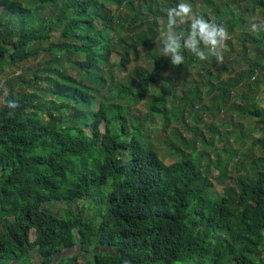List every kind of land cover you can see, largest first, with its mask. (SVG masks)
<instances>
[{"label": "trees", "instance_id": "trees-1", "mask_svg": "<svg viewBox=\"0 0 264 264\" xmlns=\"http://www.w3.org/2000/svg\"><path fill=\"white\" fill-rule=\"evenodd\" d=\"M218 1L206 0L199 12L186 0L234 38L242 35L240 60L226 42L223 63L185 51V64L173 66L160 54L158 21L180 0H31L34 10L23 0H0V76L36 59L39 46L51 56L37 70L50 77L36 76L29 91L6 81L4 100L19 107L12 116L0 107V264H264L263 169L253 167V180H239L215 200L210 174L214 168L226 176L223 162L212 164L194 150L196 140L185 144L173 130L185 152L194 151L167 166L148 135L159 119L165 130L184 127L203 141L187 125V109L203 111L209 98L212 112H221L232 92L253 94L264 84V32H236L246 27L245 16L264 18V0ZM51 33L59 34L56 44ZM249 52L257 56L252 62L243 56ZM131 54L144 55L149 70L115 85V69L128 66ZM184 67L197 79L186 81L183 107H172L177 81L170 74L181 78ZM225 74L234 76L222 83ZM37 80L47 88L39 90ZM129 106L144 108L132 113ZM231 110L264 128V109L251 103ZM88 199L101 210L96 220H84L82 209L61 217L52 211L53 204Z\"/></svg>", "mask_w": 264, "mask_h": 264}, {"label": "rangeland", "instance_id": "rangeland-1", "mask_svg": "<svg viewBox=\"0 0 264 264\" xmlns=\"http://www.w3.org/2000/svg\"><path fill=\"white\" fill-rule=\"evenodd\" d=\"M24 5L31 10H34L38 4H34L31 0H23ZM196 5L197 11H206V0H192ZM232 0H224L222 4L229 3ZM240 1V0H235ZM243 1V0H242ZM211 5H217L221 3L218 0H209ZM244 7V5H243ZM233 8V6H231ZM236 8V7H234ZM4 8L0 7V15ZM46 15L49 17V14H52L50 8H46L44 11ZM237 13V10L235 9ZM248 18V16H245ZM5 21H8L7 16L4 17ZM54 18V16H53ZM257 19L264 18L260 17L256 14ZM246 22V19H244ZM188 26H183V29ZM248 30L247 27L241 28V30H236L238 33ZM246 34V33H245ZM58 33H51L50 44H56L58 42ZM231 36V39L228 40L232 47V58L234 60H240L238 58V53L242 51V44L238 41L241 40L242 35L239 34L235 38ZM242 41V40H241ZM160 45V42H159ZM38 46V45H37ZM39 55L36 59H30L21 64L10 65L4 75L0 76V106L3 104V100L5 99V95L9 89V86L6 84V81L12 82L16 86V92H21L22 90H28L29 81H35L36 76L42 75L50 77V75L41 74V71H37L39 69H43L48 67L46 64L47 60L51 58L50 54L46 51L47 46H39ZM142 48H137V52L142 54ZM229 49H223V57L226 56ZM60 55V53H58ZM247 61H254L257 56L254 53H246L243 54ZM131 63L117 70L113 74L114 83L116 84H127L128 81L135 79L137 72H145L149 70L150 65L147 64L145 56H135L131 54ZM115 59H119L115 57ZM245 64V63H244ZM241 66V70L237 72H241L246 70V66ZM69 65L64 64L61 67L67 69ZM70 75H74L75 73L72 70H68ZM234 75L225 74L221 78V82L225 83ZM170 77L177 81V87L175 88V98L172 99L171 106H179L180 108L184 105V100L186 98V92L189 89V83L186 81L196 80L197 73L193 71L190 67L183 68V77L179 78L174 74H170ZM183 80V81H181ZM185 80V81H184ZM39 83V90L46 89V83L44 81ZM108 84L110 81L108 79ZM256 91L251 94L249 91L242 88V91H235L231 93V99L228 104V107L221 112H212L213 102L209 98H205L204 104L199 107L194 113H189V109L186 111V123L193 130L198 129L203 136L204 139L196 138L194 132L187 131L184 127H174L171 126L169 129H164L162 120H155L153 124H155V128H151L149 138L150 143L153 144V147L156 149L159 154L161 160L165 165L170 166L176 162H178L182 158V153H186L183 147L182 139L174 135L173 130H178L179 134L184 138L185 144L191 143L196 140L195 149L202 155H209L212 164H216L217 161L223 162L227 166L226 176L222 178L220 171L216 169H212L210 178L214 184V189L211 190L210 194L215 200H221L223 198L224 193L228 189L235 188L237 186V182L242 179H251L253 180V167H258V169H263L264 171V128H262L261 124L258 123V119H252V117H247L241 114L238 111H232L231 107L234 104L237 106H241L245 108L247 104H253L256 108L264 109V84L260 87H253ZM32 90V89H31ZM219 93L215 91L214 96H217ZM40 98L42 99H50L47 94H40ZM101 101L98 98L97 103ZM98 108V105H97ZM130 111L135 113L143 109L140 106H129ZM134 110V111H133ZM214 132H217L214 134ZM219 133V134H218ZM194 150L188 151L186 154H191ZM195 158V156H193ZM207 161L206 158H204ZM203 166L205 163L202 164ZM82 209L84 211L83 218L84 220H96V215L100 213V208L96 207L92 202L88 200L79 202L76 204H72L70 206L63 205L60 203L53 204L52 211L58 217H61L66 211H71L73 213H77L78 210ZM82 258H85L82 255ZM35 259L33 262L36 263ZM18 264V263H16ZM39 264V263H38Z\"/></svg>", "mask_w": 264, "mask_h": 264}, {"label": "clouds", "instance_id": "clouds-1", "mask_svg": "<svg viewBox=\"0 0 264 264\" xmlns=\"http://www.w3.org/2000/svg\"><path fill=\"white\" fill-rule=\"evenodd\" d=\"M158 23L159 42L162 45L160 54L168 57L173 66L185 64V51L190 52L199 61L215 57L217 63H223V49L231 39L224 23L205 18L186 0H180L175 6L167 8ZM185 25L188 26L187 31H179ZM246 27L252 33L264 32V21L250 16L246 18ZM3 103L9 109L10 116L14 115V110L19 107L15 100H3ZM124 264L129 262L125 260Z\"/></svg>", "mask_w": 264, "mask_h": 264}, {"label": "water", "instance_id": "water-1", "mask_svg": "<svg viewBox=\"0 0 264 264\" xmlns=\"http://www.w3.org/2000/svg\"><path fill=\"white\" fill-rule=\"evenodd\" d=\"M74 233L76 234V231H74ZM78 252H80L81 251V249L79 248V247H77V249H76ZM64 254H66V253H64ZM58 262H59V259H56L55 261H54V263L53 264H58Z\"/></svg>", "mask_w": 264, "mask_h": 264}, {"label": "flooded vegetation", "instance_id": "flooded-vegetation-1", "mask_svg": "<svg viewBox=\"0 0 264 264\" xmlns=\"http://www.w3.org/2000/svg\"><path fill=\"white\" fill-rule=\"evenodd\" d=\"M38 263L40 264V260L39 259L36 260V263L35 264H38Z\"/></svg>", "mask_w": 264, "mask_h": 264}, {"label": "crops", "instance_id": "crops-1", "mask_svg": "<svg viewBox=\"0 0 264 264\" xmlns=\"http://www.w3.org/2000/svg\"><path fill=\"white\" fill-rule=\"evenodd\" d=\"M1 106H2V105H1ZM1 106H0V107H1Z\"/></svg>", "mask_w": 264, "mask_h": 264}]
</instances>
